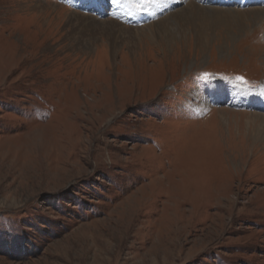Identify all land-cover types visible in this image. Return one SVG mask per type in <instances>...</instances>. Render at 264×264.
I'll return each instance as SVG.
<instances>
[{
  "label": "rangeland",
  "instance_id": "obj_1",
  "mask_svg": "<svg viewBox=\"0 0 264 264\" xmlns=\"http://www.w3.org/2000/svg\"><path fill=\"white\" fill-rule=\"evenodd\" d=\"M126 4L0 0V264H264V0Z\"/></svg>",
  "mask_w": 264,
  "mask_h": 264
},
{
  "label": "bare ground",
  "instance_id": "obj_2",
  "mask_svg": "<svg viewBox=\"0 0 264 264\" xmlns=\"http://www.w3.org/2000/svg\"><path fill=\"white\" fill-rule=\"evenodd\" d=\"M174 2V1H173ZM55 4V3H54ZM173 4V3H172ZM56 5V4H55ZM191 7L192 8H194L195 7V9L196 8H198L197 7V4H192L191 5ZM50 8V7H49ZM261 11V10H260ZM264 11V10H263ZM174 12V11H173ZM239 12V11H238ZM251 13V12H250ZM85 16V15H84ZM229 16V15H228ZM240 16V15H239ZM242 16V15H241ZM72 18H74L75 20L77 19H79V21H81V23L83 24V21H84V19H86L85 17H83V18H81V16L79 15V14H73L72 16H71ZM221 17V16H220ZM234 17V16H233ZM162 18V17H161ZM245 18V17H244ZM243 18V19H244ZM91 19V18H90ZM231 20V19H230ZM157 23V22H156ZM249 23V22H248ZM235 24V23H234ZM238 24V23H237ZM108 26H107V29L109 28L110 30H117V31H120V32H123V30H121L119 27H118V24H115V23H108L107 24ZM122 25V24H121ZM162 25V24H161ZM81 25H79V24H77V28H79ZM166 25H164V27H165ZM239 26V25H238ZM245 26V25H244ZM152 27V26H151ZM150 28V27H149ZM140 29V28H139ZM236 30V29H235ZM238 30V29H237ZM239 31V30H238ZM232 32V31H231ZM236 32V31H235ZM79 43H81L82 45H83V48L85 49V48H88L90 45H91V43L87 40V39H81L80 38V40H79ZM237 94L238 93H236V94H234V99L236 100V96H237ZM250 94V93H249ZM252 96H253V94L252 95H250V96H248V97H246V99H245V102H252L253 101V99H254V102H259L260 103V105H264V93H262L260 96H257V97H255V98H252ZM251 97V98H250ZM248 98V99H247ZM241 100H243V98L241 99ZM238 101H240V100H238ZM253 139H255V141H263V139H264V130H261V131H259V133H258V135H257V137L256 138H253ZM257 141V142H258Z\"/></svg>",
  "mask_w": 264,
  "mask_h": 264
},
{
  "label": "snow or ice",
  "instance_id": "obj_3",
  "mask_svg": "<svg viewBox=\"0 0 264 264\" xmlns=\"http://www.w3.org/2000/svg\"><path fill=\"white\" fill-rule=\"evenodd\" d=\"M111 2L119 3L120 0H111ZM149 2H155V0H127V4L125 6L126 7L130 6L132 8L138 9V8H141L144 4L149 3ZM238 79L245 84L247 83V81H245L243 77H238Z\"/></svg>",
  "mask_w": 264,
  "mask_h": 264
}]
</instances>
